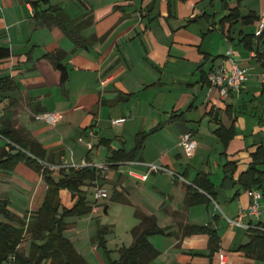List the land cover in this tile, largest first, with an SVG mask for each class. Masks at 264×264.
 Here are the masks:
<instances>
[{
    "label": "crops",
    "instance_id": "1",
    "mask_svg": "<svg viewBox=\"0 0 264 264\" xmlns=\"http://www.w3.org/2000/svg\"><path fill=\"white\" fill-rule=\"evenodd\" d=\"M50 2L72 19L91 17L81 29L87 45L77 48L61 28L38 22L27 0H0V46L11 51L0 60V78L12 81L11 88L0 93V127L36 139L45 150L44 161L62 166L50 173L56 181L84 160L107 164V169L97 170L96 179L108 189V197L90 212L91 220L89 214L84 217L91 226L102 212L119 209L129 233L119 250L134 243L132 230L141 216L148 215L171 232L149 237L159 250L151 264H221L220 252L226 264H264L242 249L251 230L264 222V183L246 189L238 181L252 160L251 152L264 144V66L258 56V51L264 54V45L256 33L264 20V0ZM234 7L240 16L227 20ZM250 14L260 21L246 23L243 17ZM248 34L255 35L251 48ZM230 49L249 75L240 90L221 98L209 76L227 63ZM58 51L61 55L56 57L68 72L64 84L61 70L47 56ZM41 112H59L62 117L51 125L37 118ZM116 118L125 121L114 124ZM222 126L235 130L227 146L215 132ZM91 129L96 137L89 149L85 142ZM188 131L198 140L192 157L182 145ZM142 132L148 136L134 158L109 159L114 150L134 151ZM229 161L237 166L226 173ZM150 164L165 166L176 175L151 171ZM17 167L27 180L14 177ZM3 171L0 183L14 180L32 192L33 206L43 203L47 183L42 170L20 161L6 175ZM199 172L213 183L215 199L188 206L187 184ZM94 182L81 186L91 207L96 202ZM252 189L262 194L260 216L245 215L242 225L232 224L248 208ZM73 194L60 190L62 206H74ZM0 197L10 200L6 186L0 185ZM38 207L15 213L30 216ZM186 225H210L220 236L219 251L210 256L209 235L184 234Z\"/></svg>",
    "mask_w": 264,
    "mask_h": 264
},
{
    "label": "trees",
    "instance_id": "2",
    "mask_svg": "<svg viewBox=\"0 0 264 264\" xmlns=\"http://www.w3.org/2000/svg\"><path fill=\"white\" fill-rule=\"evenodd\" d=\"M34 10V18L48 27L58 26L64 33L72 39L77 48L87 45V40L81 35V29L91 17L84 20L70 18L63 7L51 4L50 0H27ZM226 1H224L225 3ZM228 5V4H227ZM240 16L238 7L231 9V13L226 17L233 20ZM252 16V18H251ZM260 18L254 15L243 17L247 23L253 19ZM225 19V20H226ZM254 34H248L250 44ZM258 37V41L264 45V29ZM251 48V44L248 45ZM58 51L47 54L52 59L56 68L61 70L62 84L68 78L65 65L56 55H61ZM63 54V53H62ZM11 51L8 47L0 46V60L8 58ZM258 56L264 66V54L258 51ZM211 84V82H209ZM12 81L7 78H0V93L11 88ZM14 130L6 125L0 127V135L6 140L4 144L0 142V169L12 170L20 161H26L35 169L41 171L47 183V193L41 207L30 216H19L10 210V200L0 197V264H88L87 260L74 247L71 239L66 235L68 223L66 217L69 215H83L91 212L92 207L87 205L85 192L81 186L86 181H94L97 178V169L93 167L71 168V172L61 180L56 181L50 175L51 169L45 167L41 160H44L45 150L42 145L32 138L18 137ZM219 136L225 146L235 137V130L232 128L217 129ZM148 133L142 132L137 136L136 149L130 153L124 150H114L109 156L111 160H122L134 158L137 151L143 147ZM2 138L0 137V141ZM251 162L248 168L239 176V182L246 189L253 186L261 187L264 183V144H260L251 152ZM225 172H234L237 163L229 161L226 163ZM183 177L187 178L185 175ZM213 183L207 174L199 172L196 179L187 184L186 203L188 206L215 199ZM68 189L74 196H77L76 203L72 207L62 206L60 190ZM140 224L133 228L132 234L134 243L120 248L121 255L118 259L112 257L107 247L105 234L110 230V226H104L99 230L95 241L103 247L111 264H151V261L159 255V250L150 242L149 237L156 234H170L167 228H162L156 222L154 216H141ZM261 227L252 229L250 240L242 249L249 254H256L257 258L264 260V222ZM206 233L209 235L210 256L220 249V236L210 225H186L184 234ZM26 235H29V247L27 250L21 249V244ZM212 264V263H211Z\"/></svg>",
    "mask_w": 264,
    "mask_h": 264
},
{
    "label": "rangeland",
    "instance_id": "3",
    "mask_svg": "<svg viewBox=\"0 0 264 264\" xmlns=\"http://www.w3.org/2000/svg\"><path fill=\"white\" fill-rule=\"evenodd\" d=\"M0 142L1 144L5 143L3 139ZM19 167H17L16 170V172L18 171L19 174L13 172L14 177L21 180H27L25 175L21 174L23 170ZM3 172L4 174L2 175H6V172L5 171ZM0 185L6 186L9 189L11 211L13 212L21 211V213L25 214L27 212V209H33L38 207V205L37 206L32 205V200H33L32 192L23 189L22 187H20L19 184L15 183L14 180L1 182ZM41 205H39L38 208H40ZM86 215L90 217V212L85 213L83 215L67 216L65 218L68 223V227L65 231L66 235L71 239L75 247L87 258L88 263L90 261L91 264H111L103 247L99 246V243L95 241V238L98 236L99 230L101 228L110 225V230L105 234L106 244L111 252L112 257L115 259L119 258L120 256L119 247L123 245V242L127 244V240H128L127 237H129L128 236L129 233L128 232L126 233L125 231V225H124L125 220L123 218L124 216L122 215V212L119 209H113L109 214H105L104 212H102L101 215H98L96 218L92 219L93 222L91 226H89V223L86 222L87 218L84 217ZM0 217L2 218L1 215ZM115 222H116L115 225L111 224ZM97 225H100V227ZM94 245H97L98 250L97 248L95 249L93 247ZM28 247H29V235H26L24 241L21 244V249L27 250Z\"/></svg>",
    "mask_w": 264,
    "mask_h": 264
},
{
    "label": "built area",
    "instance_id": "4",
    "mask_svg": "<svg viewBox=\"0 0 264 264\" xmlns=\"http://www.w3.org/2000/svg\"><path fill=\"white\" fill-rule=\"evenodd\" d=\"M264 29V20H262L259 23V28L256 31L257 35H260L262 30ZM227 63L221 64L219 67H217L209 76L210 82L212 86H216L219 88V94L221 98H225L228 93L232 90H240L245 82L248 79L249 70L247 67H243L236 61L232 49L228 50ZM62 115L59 112H41L37 115V118L40 120H44L47 123L54 125L56 122H58L61 119ZM123 121H125V118H116L113 120L114 124H120ZM0 137L7 142H9L7 139H5L2 135ZM96 137V132L94 129H91L89 131V140L85 142L86 146L89 149H92L93 139ZM182 145L185 151V154L188 157H192L195 155L197 147H198V140L196 139L194 133L192 131H188L185 133L182 137ZM42 164L45 167H48L51 170L60 169L61 165H56L53 163H47L44 160H41ZM150 170L154 172H167L171 173L173 175H176L172 170L169 168L158 165V164H150ZM83 167H93L96 168L98 171H103L107 169V164L105 163H94L91 161L84 160L79 165H74V168H83ZM145 177V176H144ZM96 185V191H95V205L92 207V211H96L98 209L97 203L103 199H106L108 197V189L102 185L98 179L95 180ZM250 197L251 202L246 209V211H242V213L239 215L237 219L231 220L230 222L235 225H242V217L245 215L248 216H260L261 209H262V203H261V197L262 194L258 189H252L250 191ZM220 263L226 264L225 261V254L223 252H220Z\"/></svg>",
    "mask_w": 264,
    "mask_h": 264
}]
</instances>
